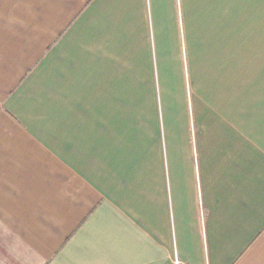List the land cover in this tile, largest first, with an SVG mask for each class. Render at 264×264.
<instances>
[{
  "label": "crops",
  "instance_id": "crops-1",
  "mask_svg": "<svg viewBox=\"0 0 264 264\" xmlns=\"http://www.w3.org/2000/svg\"><path fill=\"white\" fill-rule=\"evenodd\" d=\"M0 264H264V0H0Z\"/></svg>",
  "mask_w": 264,
  "mask_h": 264
}]
</instances>
